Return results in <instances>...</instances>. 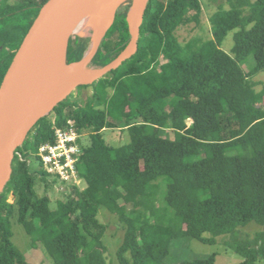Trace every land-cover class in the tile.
Instances as JSON below:
<instances>
[{
  "label": "trees",
  "instance_id": "1",
  "mask_svg": "<svg viewBox=\"0 0 264 264\" xmlns=\"http://www.w3.org/2000/svg\"><path fill=\"white\" fill-rule=\"evenodd\" d=\"M47 1L0 0V85ZM130 3L119 8L91 64L109 63L128 45ZM226 4L210 18L211 38L182 42L178 28L190 17L200 22L201 0H150L137 53L81 85L94 90L85 104L69 96L36 123L18 147L0 194V264H29L12 239L14 216L32 245L43 244L56 264H109L102 208L117 215L124 232L119 264H166L178 239L215 244L228 234L233 236L226 246L243 257L238 264L264 259V232L234 235L252 221L264 225V86L258 90L254 80L264 72V0ZM231 31L229 52L222 44ZM91 43L92 36L77 35L68 62L80 60ZM251 55L255 65L246 71L243 63ZM69 118L90 135L77 166L86 186H73L54 209L35 187L41 179L51 190L58 181L35 153L41 143L54 141V128L65 127ZM106 128L127 129L131 140L109 145ZM34 157L42 167L35 173ZM215 262L216 253L177 264Z\"/></svg>",
  "mask_w": 264,
  "mask_h": 264
},
{
  "label": "water",
  "instance_id": "2",
  "mask_svg": "<svg viewBox=\"0 0 264 264\" xmlns=\"http://www.w3.org/2000/svg\"><path fill=\"white\" fill-rule=\"evenodd\" d=\"M149 1L131 0L127 13L131 37L125 49L95 72L74 78L64 90L61 87L65 70L76 63L68 62L70 38L74 33L85 36L83 30H74L84 10L92 5V15L99 17L94 26L95 36L81 59L87 67L127 0H48L40 8L0 85V194L12 177L18 147L36 123L78 86L93 84L137 53Z\"/></svg>",
  "mask_w": 264,
  "mask_h": 264
},
{
  "label": "rangeland",
  "instance_id": "3",
  "mask_svg": "<svg viewBox=\"0 0 264 264\" xmlns=\"http://www.w3.org/2000/svg\"><path fill=\"white\" fill-rule=\"evenodd\" d=\"M255 1V0H251ZM202 2V12L200 14V22L195 21L192 17L186 23L178 28L177 34L182 42H186L192 37H201L203 39H209L212 37L211 31V16L217 10L218 5L222 3L225 7H229L226 4V0H201ZM99 17L91 15L88 22L85 24L81 30L85 32V36H95L94 26L98 22ZM115 29V28H114ZM112 29V31L114 30ZM78 34V33H77ZM77 34H73L70 38V43L75 39ZM234 32L231 31L223 41L222 47L231 52L234 45L233 40ZM70 47L68 48V51ZM82 59V58H81ZM78 60L76 62L81 61ZM255 65L254 56L251 55L246 62L243 63V67L246 71L250 70ZM102 66V63H95L87 65V70L95 72L98 68ZM121 67V66H120ZM119 67V68H120ZM118 68V69H119ZM65 72L64 74H66ZM257 81L256 88L258 90L263 89L264 86V72H260L254 77ZM94 92L93 87L90 86H78L77 89L70 95L72 100H77L79 104H85L89 97ZM264 109V104L260 105ZM106 142L114 147L122 146L131 140L130 133L127 129L121 128H106L102 131ZM83 144L89 145L91 143L90 135H84ZM30 168L33 173L38 172L42 167L37 158H32L30 163ZM51 180L54 178L51 177ZM66 185H61L60 182L55 183L54 189H47L45 183L39 179L36 184V194L39 197L48 195L51 198L52 208L58 206L59 200L65 199L64 193L73 189L70 183H65ZM80 186L84 188L86 186L85 180H82ZM9 200L13 202L15 196L10 194ZM99 219L106 224L104 240L108 246L107 257L109 264H119L117 258V249L120 246L123 239V229L118 225L117 215L110 213L107 209H100ZM11 228L13 231V242L15 245L26 255L29 264H56L53 257L48 253L43 244H39L36 248L32 245L31 236L26 232L24 226L19 223L17 216L11 218ZM264 232V225H259L258 223L252 221L248 225L239 227L235 236L239 238H254L256 233ZM210 236V234H206ZM233 234L221 235L216 237L215 244L203 243L196 238H181L174 242L173 252L166 259V264H177L183 259H193L196 257H207L211 254L216 253L215 264H238L243 260V257L228 248L225 244L226 240H229ZM257 264H264V259H261Z\"/></svg>",
  "mask_w": 264,
  "mask_h": 264
},
{
  "label": "built area",
  "instance_id": "4",
  "mask_svg": "<svg viewBox=\"0 0 264 264\" xmlns=\"http://www.w3.org/2000/svg\"><path fill=\"white\" fill-rule=\"evenodd\" d=\"M83 138L84 134L77 128L76 121L69 118L65 127L54 128V141L41 143L35 153L50 178L53 177L61 185L70 183L80 186L82 178L77 166L84 151ZM32 156L29 155L28 159Z\"/></svg>",
  "mask_w": 264,
  "mask_h": 264
},
{
  "label": "bare ground",
  "instance_id": "5",
  "mask_svg": "<svg viewBox=\"0 0 264 264\" xmlns=\"http://www.w3.org/2000/svg\"><path fill=\"white\" fill-rule=\"evenodd\" d=\"M92 15V5H89L85 10L83 15L79 18V20L74 25L75 32H78L85 26V24L88 22L90 16ZM77 65V66H76ZM76 66L74 69L70 70L66 74H64V79L62 83L61 90H64V88L69 85L74 78L85 76L89 73V70L85 67V64L83 61L71 64L67 66L66 70H68L71 67ZM65 70V71H66Z\"/></svg>",
  "mask_w": 264,
  "mask_h": 264
},
{
  "label": "clouds",
  "instance_id": "6",
  "mask_svg": "<svg viewBox=\"0 0 264 264\" xmlns=\"http://www.w3.org/2000/svg\"><path fill=\"white\" fill-rule=\"evenodd\" d=\"M84 134V133H83ZM85 135V134H84ZM84 138H85V136H84ZM82 144H83V140H82ZM50 177V176H49Z\"/></svg>",
  "mask_w": 264,
  "mask_h": 264
}]
</instances>
